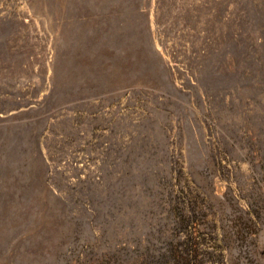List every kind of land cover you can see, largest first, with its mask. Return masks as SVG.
I'll list each match as a JSON object with an SVG mask.
<instances>
[{
    "label": "rangeland",
    "instance_id": "obj_1",
    "mask_svg": "<svg viewBox=\"0 0 264 264\" xmlns=\"http://www.w3.org/2000/svg\"><path fill=\"white\" fill-rule=\"evenodd\" d=\"M0 264H264V0H0Z\"/></svg>",
    "mask_w": 264,
    "mask_h": 264
}]
</instances>
